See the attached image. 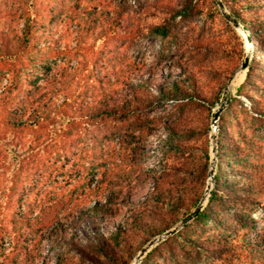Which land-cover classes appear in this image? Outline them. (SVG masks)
I'll list each match as a JSON object with an SVG mask.
<instances>
[{"label":"rangeland","instance_id":"374dc122","mask_svg":"<svg viewBox=\"0 0 264 264\" xmlns=\"http://www.w3.org/2000/svg\"><path fill=\"white\" fill-rule=\"evenodd\" d=\"M35 1L38 19L32 37L33 50L29 57L23 58L27 73L23 75L17 97L23 99V106L39 96L46 101L52 98L57 105L66 95L72 99L70 104L78 108L75 110L78 114L84 108L81 110L79 106L92 102L100 90L99 80L113 81L128 69L131 75L139 74L147 79L149 69L155 68L157 72L152 75L149 90L156 96L163 86L183 76L180 64L187 66L195 61L190 68L202 76H199L201 84L206 85L213 75L216 77L215 81L211 80L215 83L213 86L220 82L211 90L212 97L218 96V100L211 109L207 103L186 100L157 103L144 112L146 118H151L148 124L152 129L144 134L134 131L136 138L116 133L115 129L124 123L119 120L91 125L69 139L56 138L50 142L46 141L45 130L34 133L30 128L19 132L15 136L18 152L44 145L26 155L15 175L3 166L0 149V261L8 256L16 258L19 264H123L122 260L98 254L91 245L98 228L108 235L117 225L125 223V215L131 209L129 205H121V213L108 222L100 220L99 216L83 221L66 231L63 239L50 233L48 220L55 210L61 215L90 206L99 189L119 188L115 182L126 183L128 175L132 177V184L140 174L148 178L140 181L131 193L125 186L120 201L125 199L141 207H160L168 212L169 204L157 205L151 198L154 176L165 174L169 180L176 181L175 185L170 184L173 192L183 191L185 198V205L172 212L178 221L170 229L156 236L146 235L147 241L140 238L142 235H135L144 232H134L133 253L126 256L129 264H142L149 252L177 233L190 235L201 244L214 239L228 243L239 239L240 233L229 232L225 223L217 221L232 223L235 212H240L249 224L256 221L247 240L264 234V46L251 33L250 41L240 35L242 25L234 17L238 13L236 3L194 0L187 19L177 20L176 38L163 40L150 33V26L163 19L168 5L181 7L186 0ZM22 2L0 0V42L2 37L12 39L21 34ZM241 12L244 18L260 13L256 9ZM117 16L122 17L120 26L116 23ZM240 18L243 17L240 15ZM259 35L264 40L263 29ZM229 48L248 59L245 69L241 68L245 60L233 68L235 60L229 57ZM35 64H44L45 69L38 71L34 69ZM211 66L222 73H210ZM8 69L7 64H0V86L6 82L4 77L10 76V73L6 75ZM177 103L186 105L182 109L176 107ZM221 107L215 120V113ZM32 110L33 107L27 109L23 120ZM171 121H175L182 132L180 139L184 141V149L177 145L169 149L166 144L165 126ZM123 127L132 132L127 124ZM220 135L227 146L241 148L243 155L239 162L242 165L223 155ZM183 163L186 170L179 169ZM220 173L224 182L239 181L250 190L248 195L253 198L255 210L234 202L237 195L219 181ZM182 180L183 188L177 183ZM216 189L220 196L228 198L225 205L217 204L211 219H198V213L208 206L211 193ZM198 206H201L199 212L196 211ZM21 215L30 225L22 223L16 231L11 219L21 218ZM191 215L193 217L182 224ZM171 230L175 232L165 234ZM184 248L191 253L196 250L190 243H185ZM238 248L243 251L241 245ZM174 252L166 249L155 252L150 264H227L208 250L199 260L186 256L177 244ZM231 264H250V260L242 255Z\"/></svg>","mask_w":264,"mask_h":264},{"label":"trees","instance_id":"16d2710c","mask_svg":"<svg viewBox=\"0 0 264 264\" xmlns=\"http://www.w3.org/2000/svg\"><path fill=\"white\" fill-rule=\"evenodd\" d=\"M226 1L236 3V11L238 13L234 16L235 19L244 29L250 31L254 39L260 41L261 45L264 46V40L259 35L260 30H264V12H262L264 11V0ZM193 4L194 0H186L181 7L168 5L166 10L163 11V19L150 26V33L161 37L163 40L176 38L175 30L178 23L177 20L178 18L186 20L188 13L194 8ZM253 9L259 10L260 13L254 15L249 14L248 17L244 18L245 16L241 11H252ZM240 15L243 18H240ZM21 18L23 20L21 34L12 39L2 37L0 42V64H7L9 69L6 75L10 73L9 78H7L8 76L4 77L6 82L0 86V149L3 154V166L13 175L16 174L17 168L22 165L28 153L44 145L42 143L41 146L31 147L23 153L18 152V144L15 142V136L23 130L31 128L34 133L38 130H45L48 134L46 141L50 142L56 138L69 139L75 133L88 130L91 125L104 123L108 120H119L124 123L118 128H114L116 133L136 138L137 136L133 135L134 131H138L139 134H144L152 129V126L148 124L151 122V118H146L144 112L157 103H162L167 100H186L204 105L207 103L210 106L209 109H211L218 100V96L212 97L214 92H211V90L214 91L220 82H217V85L213 86L215 83L212 84L211 80L215 81L216 79L213 75L212 79L206 85L201 84L199 79L201 75H198L199 72L197 74L193 68H190L196 64L195 61L191 65H187L188 67L180 64L179 67L181 68L183 76L175 79L172 84L163 86L156 96H153L149 90L152 75H155L157 72L155 68L149 69L150 76L147 79L139 76V74L131 75L128 69L124 70V74L117 76L113 81L110 79L99 80L100 90L92 102H87L85 106H79L81 110L84 108L78 114L75 112L78 108L70 104L72 99L66 95L57 105H54L52 98L46 101L39 96L37 100L29 101L30 103L23 106V99L21 100L17 97L20 95L23 75L27 73L26 68L23 66V58L29 57L33 50L32 37L38 19L35 0H23L21 5ZM121 21L122 17L117 16L116 23H118V26L121 25ZM232 50V48H229L227 52H229V57L235 60L233 62V68H237L240 63L244 62L245 58L242 54H235V50ZM249 66L251 70L252 66L250 64ZM44 67V64L34 65V69L38 71L44 70ZM210 68V73L215 72L216 75L222 73L213 69L212 66ZM46 69L49 68L46 67ZM199 71L201 72V70ZM125 72L128 73L125 74ZM202 73L204 72L202 71ZM249 75L251 76L250 73ZM1 79L2 76L0 74V81ZM136 79H139V82H136ZM219 80L221 81V77ZM210 92L211 94L209 95ZM88 96L89 94L86 92V97ZM184 105L186 104L177 103L176 107H182L183 109ZM30 107H33L32 112L23 120L22 117ZM125 124L132 128L131 133L128 130H123ZM178 127L175 121L168 122L165 126L168 133L166 144L169 149L173 148L171 147L172 145H177L180 149H184V141L180 139L182 132H180ZM220 137L219 144L221 145L220 149L223 150V155L230 156L231 159L239 162L243 155L241 148L236 145L227 146L223 142L222 135ZM137 149L135 145L133 147L135 154L137 153ZM185 149L188 150V148ZM230 164L232 165L233 161ZM239 164L242 165L243 163L239 162ZM183 166H185V163L179 169L186 170L187 168ZM146 178H148V175L143 178V175L140 174L135 184H132V177L129 175L125 176L126 183L120 184L117 181L115 182L116 185H120L119 188H116V186H110L104 190H98L97 188L96 198L88 207L82 206L76 211L73 209L61 215L58 214V210H55V214L48 220L50 233L56 238L63 239L66 231L76 228L83 221H89L99 216L100 220L108 222L121 213V205L127 204L131 209L125 215L127 217L125 223L117 225L115 230L110 231L108 235H105L98 228L95 235L96 240L91 247L100 255H106V257H110L115 261L122 260L124 261L123 264H129L126 256H131L133 253L131 242L134 238V232H144V234L138 233L135 235H142L140 238L142 237L145 241H147V239H144L146 235L156 236L165 232L178 221L172 212L179 211L185 205L184 192L180 191L178 192L179 194H175L170 184L175 185L176 181L169 180L166 174L163 176H154L155 186L151 198L157 205L164 206L169 204L171 209L168 212H164L160 207H141V205H132L125 199L119 200L125 186H127L128 193H131V190L136 188L141 183L140 181H145ZM218 179L222 181L223 185L231 187L234 194L237 195L234 202H238L242 206H247L252 211L255 210V203L252 201L253 198L249 196L250 194L248 195L250 190H247L244 185H240L239 181L234 182V184L224 182L221 173ZM177 183L183 188V180ZM218 192V189L212 191L209 204L204 210L198 213V219L202 221L211 219L215 214V206L221 203L223 206L225 205L228 198L220 196ZM227 195L230 196L229 194ZM233 217L235 219L232 223L223 222L221 219L217 220L218 218L216 220L220 223H225V228L229 232L240 233L239 239L237 237L229 243L214 239L208 241L206 244H201L196 242L190 235L177 233L149 252L142 264H150L155 252H160L162 249L169 250L172 254L175 253V244L180 246L181 251L185 252L186 256H194L198 260L202 259L203 252L208 250L213 253L215 258H219L227 264H231L233 259L242 257V255L247 256L250 264H264V234H257L253 240H247L250 230L256 225V221L252 220L251 224L247 223L240 212H235ZM22 223L30 225L29 220L23 215H21V218L14 217L11 219V224L16 231L20 229ZM186 227L187 225H185ZM185 243L192 244L193 248L196 249L195 252L191 253L185 248L183 249ZM239 245H241L243 251L239 250ZM25 247L27 249V246ZM26 249L24 248V250ZM0 264L19 263L16 258L6 256V258L0 261Z\"/></svg>","mask_w":264,"mask_h":264},{"label":"water","instance_id":"95a60500","mask_svg":"<svg viewBox=\"0 0 264 264\" xmlns=\"http://www.w3.org/2000/svg\"><path fill=\"white\" fill-rule=\"evenodd\" d=\"M236 24L238 25L237 22H236ZM241 29L247 31L246 29H244V28H242V27H241ZM247 66H248V59L245 60V62L242 64L241 68L245 69ZM221 110H222V107L218 110V112L215 113V116H214L215 120L219 117V114L221 113ZM200 209H201V206H198V208L196 209V211L199 212ZM192 217H193V215L188 216L187 218H185V219L182 221V224H185V223H186L188 220H190ZM174 232H175V230H171V231L166 232L165 234L168 235V234H172V233H174ZM154 242H155V240H154V241H151V242L149 243V246H151Z\"/></svg>","mask_w":264,"mask_h":264},{"label":"bare ground","instance_id":"6f19581e","mask_svg":"<svg viewBox=\"0 0 264 264\" xmlns=\"http://www.w3.org/2000/svg\"><path fill=\"white\" fill-rule=\"evenodd\" d=\"M240 35L244 39H246L247 41H250L251 40V38H250V36H251L250 31H245V30L240 29Z\"/></svg>","mask_w":264,"mask_h":264}]
</instances>
